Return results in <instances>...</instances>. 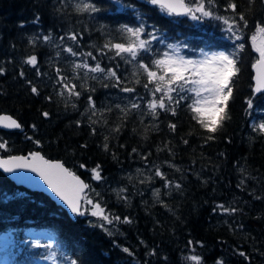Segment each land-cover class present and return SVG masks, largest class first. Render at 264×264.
<instances>
[{
  "label": "trees",
  "instance_id": "16d2710c",
  "mask_svg": "<svg viewBox=\"0 0 264 264\" xmlns=\"http://www.w3.org/2000/svg\"><path fill=\"white\" fill-rule=\"evenodd\" d=\"M83 3L97 10L81 12ZM208 7L234 22L233 31L217 19L169 16L149 0H0V112L21 124L0 129V154L40 151L88 185L84 215L72 219L0 171V264H197L192 256L199 264H264V92L252 80L264 0ZM124 26H143L149 41L136 61L104 47L127 43ZM174 51L192 60L234 54L239 72L216 132L193 119L191 92L172 93L168 111L148 109L153 85L144 87L139 63L155 70L152 61ZM97 63L104 73L75 67ZM88 199L112 222L92 216Z\"/></svg>",
  "mask_w": 264,
  "mask_h": 264
},
{
  "label": "snow or ice",
  "instance_id": "6c2138e0",
  "mask_svg": "<svg viewBox=\"0 0 264 264\" xmlns=\"http://www.w3.org/2000/svg\"><path fill=\"white\" fill-rule=\"evenodd\" d=\"M149 2L158 6L161 11L166 12L169 16H188L192 20H200L201 17L217 19L227 26L226 31L228 32H232L235 27L234 22H230L228 18L216 16L210 10L208 5H214V0H149ZM228 7L235 12L236 5L234 3H230ZM78 10L81 12H95L97 9L94 5L83 3L82 6H78ZM239 18L244 20L243 15ZM256 28L257 34L264 36V26L257 25ZM121 31L127 43L109 42L104 47L108 48L109 51H115L117 56L130 58L131 61H136L141 51L146 52L149 50V41L141 39V35L144 32L143 26L135 28L124 26ZM152 38L155 39L156 37L153 36ZM70 39L75 40L76 36L73 35ZM236 39H240V37L237 36ZM256 41L257 35H253V48L259 54V59L253 65L256 72V87L254 90L259 93L264 92V41L260 44H257ZM239 47L242 49L243 45ZM65 51L72 56L77 55L72 48H67ZM88 55L91 56L92 54L88 53ZM26 62L35 65L36 57L33 56ZM152 64L155 66V70L142 62L139 63V68L143 69L147 76V82L144 87L148 89L149 85H153L150 91L154 98L148 103V109L154 116L157 114L158 109L169 110L166 100L168 104L173 102L172 93L188 91L195 96V100L190 106L191 111L194 113L193 119L210 133L216 132L218 127L222 126V122L227 118L226 109L228 102L232 97L233 78L239 72L234 54L221 51L210 55L203 54L202 59L192 60L185 59L178 51H174L171 55L168 52H164L163 57L153 60ZM75 67L86 68L92 73L105 72V69L99 63L94 67H90L88 64H76ZM109 75L115 76L116 74L109 70ZM65 87L68 88L70 95L79 96V92L75 91V85L71 87L65 85ZM122 90L126 92L134 91V89L130 88ZM32 91L35 93L37 90L33 88ZM156 93L161 95L157 98L155 97ZM176 102L178 103V101ZM248 104L251 107L252 101L249 100ZM92 107L94 108L95 105H92ZM132 107H139V105L133 104ZM173 114H175L174 111ZM44 115L47 116V113ZM0 127L17 129L21 125L12 117L5 115L0 116ZM170 127L175 128V125H170ZM258 130L264 132V124H260ZM4 147L5 144L0 142V148ZM0 167L5 172H12L16 168L24 167L36 172L73 214L84 215V211H81V201L85 198L81 194L84 189L88 188V185L69 172L62 164L52 163L45 160L39 153H33L30 162L25 157L14 156L8 160L0 161ZM93 173L94 179L99 180L101 178L99 171L93 170ZM156 175L163 178L159 170H157ZM176 187H179V185H176ZM86 203L92 205V216L98 217L107 223L112 222L100 204H93L90 199L86 200ZM232 211H235V209ZM116 219L119 220V217H116ZM124 222L130 223L127 219ZM124 251L127 252L128 249H124ZM190 259L199 264L198 257L192 256ZM71 264H76V261H71Z\"/></svg>",
  "mask_w": 264,
  "mask_h": 264
},
{
  "label": "water",
  "instance_id": "95a60500",
  "mask_svg": "<svg viewBox=\"0 0 264 264\" xmlns=\"http://www.w3.org/2000/svg\"><path fill=\"white\" fill-rule=\"evenodd\" d=\"M258 59H259V56H258ZM256 61L254 62V64L256 63ZM252 70H253L252 80H253V90H254L255 87H256V80H255L256 72H255V69L253 67H252ZM254 92L258 93L255 90H254ZM5 115L12 117L13 119H15L19 123V121L16 118H14L11 114L5 113V112H0V116H5ZM0 129H3V130H14V129H4L2 127H0ZM17 129H20V128H17ZM33 153H39L45 160H48V161H50L52 163H60L66 169H68L67 166L62 162V160L47 158L40 151H37V150L29 151V152H26V153H20V154H12V155H8V156H3V155L0 154V161L8 160L9 158L15 156V157H25L30 162L31 159H32V154ZM0 171L3 172L5 174V176H7L10 180H12L16 185L22 186V187H24L26 189H29L31 191H38V192H42V193L46 194L57 205L61 206V208L66 210V212L69 214V216L72 219H76V217L78 216V215H75V214H73L71 212V210L67 207V205L64 204V202L61 201L60 198L57 197L54 192H52V190L48 187V185L45 183V181L36 172H32L27 167L16 168L12 172H5L4 169L2 167H0ZM69 172H71L76 177H78L81 181H83L85 184H87L85 182V180L81 176L75 174L74 172H72L70 170H69ZM86 189H84L83 193L81 194L83 197H84V193L86 192ZM81 207H82V201H81Z\"/></svg>",
  "mask_w": 264,
  "mask_h": 264
},
{
  "label": "rangeland",
  "instance_id": "374dc122",
  "mask_svg": "<svg viewBox=\"0 0 264 264\" xmlns=\"http://www.w3.org/2000/svg\"><path fill=\"white\" fill-rule=\"evenodd\" d=\"M256 35H257V41H256L257 44H260L262 41H264V36H261V35H258V34H256ZM208 54L210 55L212 53H208ZM202 58H200V59H202Z\"/></svg>",
  "mask_w": 264,
  "mask_h": 264
}]
</instances>
